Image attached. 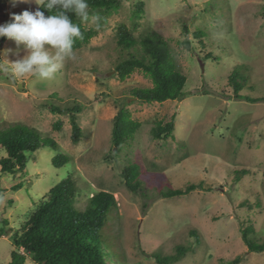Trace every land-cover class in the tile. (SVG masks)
Returning a JSON list of instances; mask_svg holds the SVG:
<instances>
[{"label":"rangeland","instance_id":"rangeland-1","mask_svg":"<svg viewBox=\"0 0 264 264\" xmlns=\"http://www.w3.org/2000/svg\"><path fill=\"white\" fill-rule=\"evenodd\" d=\"M39 5L0 0V24ZM263 8L264 0H122L99 29L83 23L96 36L73 50L76 59L66 60L48 80L17 76L10 63L20 58L14 54L17 46L5 38L0 128L24 124L56 148L36 151L22 174L0 178V264L10 262L14 250L8 237L67 177L81 211L95 193H113L116 209L101 234L120 259L117 264H158L155 257L176 255L177 247L185 253L172 264H228L237 256L239 264H264V251L248 252L241 233L242 226L251 227L249 238L264 244ZM120 25L137 40L156 33L167 44L186 77L182 98L145 104L132 97V90L152 84L139 70L118 79L116 65L140 54L139 46L117 45ZM53 105L63 114L51 111ZM72 107L79 110L76 143L65 112ZM121 107L140 128L114 153L112 120ZM171 120L169 137L153 139L152 128ZM57 154L69 159L60 169L51 163ZM4 155L0 150V159ZM133 163L140 169L135 192L122 178L123 168ZM19 182L22 187L12 191ZM190 185L195 189L188 194L163 197ZM26 257L24 264H35Z\"/></svg>","mask_w":264,"mask_h":264},{"label":"trees","instance_id":"trees-1","mask_svg":"<svg viewBox=\"0 0 264 264\" xmlns=\"http://www.w3.org/2000/svg\"><path fill=\"white\" fill-rule=\"evenodd\" d=\"M122 0H88L90 14L97 12L101 16V23L106 17L120 8ZM46 0L38 6L44 9ZM51 14V13H50ZM106 16V17H105ZM262 16L264 17V8ZM74 22L79 23L84 35L83 40H77L73 50L88 44L96 36L92 28H85L83 23L72 15ZM100 23V25H101ZM5 38L0 40L1 44ZM116 43L122 49L140 48V54H132L128 59L119 62L115 71L120 81L126 80L135 71L139 70L151 81V88L132 90V97L145 104L166 101H175L184 96L183 88L186 77L176 69L174 57L171 55L167 44L156 33H147L137 40L124 25L117 29ZM189 42L185 41L186 47ZM239 89L234 87V95L238 96ZM50 110L63 114L56 106ZM76 108L66 109L69 113L73 141L80 139L81 131L76 120ZM59 128V126L57 127ZM140 128V123L131 120L130 113L121 107L112 120L111 144L114 153H118L123 142L134 136ZM174 128L173 120L169 123H157L151 130L153 139H167ZM45 147L56 148L54 142L43 138L34 128L24 124L13 123L0 128V150L5 155L0 159V178L2 175L16 177L22 174L34 153ZM112 150V149H111ZM69 162L68 157L57 154L51 159L55 168H62ZM140 169L136 164H129L123 168L122 178L124 184L131 192L139 189L138 178ZM23 183L12 186V191H17ZM195 189L188 186L183 190H171L163 195L165 198L183 196ZM76 188L70 177L58 182L51 187L42 201L28 215L26 220L8 237L14 250L11 260L7 264H24L29 256L35 264H108L112 260L117 264L120 259L115 250L109 248L103 241L101 230L110 220L113 210L116 209V200L113 193L99 191L92 195L84 210L74 206ZM4 226L7 221L1 222ZM242 240L248 252L261 253L264 244H258L250 239L254 234L251 227L241 229ZM253 236V235H251ZM3 237L0 231V238ZM180 247L176 248V255L164 258L155 257L158 264H172L184 255ZM240 257H235L228 264H239Z\"/></svg>","mask_w":264,"mask_h":264},{"label":"clouds","instance_id":"clouds-1","mask_svg":"<svg viewBox=\"0 0 264 264\" xmlns=\"http://www.w3.org/2000/svg\"><path fill=\"white\" fill-rule=\"evenodd\" d=\"M29 2L31 0H11L13 5ZM35 3L39 5V0ZM44 9L49 14L39 8L25 10L12 14L9 22L0 24V38L14 41L17 46L14 54L20 58L10 62L17 76L53 79L66 60L76 59L73 47L84 35L72 15L82 23L95 24L97 29L101 27L102 18L97 12L90 14L88 0H46ZM21 51L26 54L21 56Z\"/></svg>","mask_w":264,"mask_h":264}]
</instances>
